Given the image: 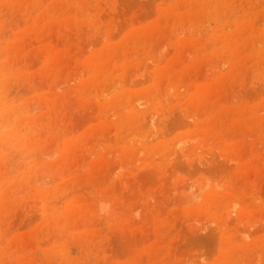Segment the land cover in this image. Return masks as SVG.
<instances>
[{"label":"rangeland","instance_id":"rangeland-1","mask_svg":"<svg viewBox=\"0 0 264 264\" xmlns=\"http://www.w3.org/2000/svg\"><path fill=\"white\" fill-rule=\"evenodd\" d=\"M0 264H264V0H0Z\"/></svg>","mask_w":264,"mask_h":264}]
</instances>
